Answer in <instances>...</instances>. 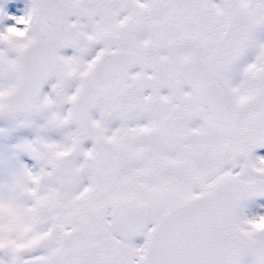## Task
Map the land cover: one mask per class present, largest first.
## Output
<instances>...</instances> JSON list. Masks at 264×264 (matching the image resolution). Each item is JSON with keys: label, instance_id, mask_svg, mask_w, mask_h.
I'll return each mask as SVG.
<instances>
[{"label": "snow or ice", "instance_id": "obj_1", "mask_svg": "<svg viewBox=\"0 0 264 264\" xmlns=\"http://www.w3.org/2000/svg\"><path fill=\"white\" fill-rule=\"evenodd\" d=\"M0 264H264V0H0Z\"/></svg>", "mask_w": 264, "mask_h": 264}]
</instances>
